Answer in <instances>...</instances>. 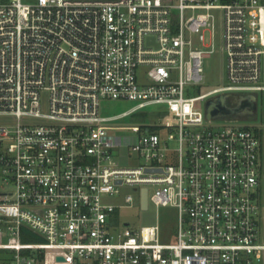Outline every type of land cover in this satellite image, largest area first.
<instances>
[{
    "label": "built area",
    "instance_id": "built-area-1",
    "mask_svg": "<svg viewBox=\"0 0 264 264\" xmlns=\"http://www.w3.org/2000/svg\"><path fill=\"white\" fill-rule=\"evenodd\" d=\"M217 21L227 82L192 94ZM230 93H264V0H0V264H264V124L206 114ZM143 189L176 242L116 216Z\"/></svg>",
    "mask_w": 264,
    "mask_h": 264
},
{
    "label": "rangeland",
    "instance_id": "rangeland-1",
    "mask_svg": "<svg viewBox=\"0 0 264 264\" xmlns=\"http://www.w3.org/2000/svg\"><path fill=\"white\" fill-rule=\"evenodd\" d=\"M27 3H32L35 0H23ZM219 22H216L217 37L215 41V51L209 56L203 59L204 68V82L199 86H193L191 89L192 94H198L199 92H206L214 88L220 87L226 84V70H225V56L220 50L219 41ZM239 99V93H230L227 97V103L229 105L234 104ZM259 109L254 116H233L230 119L235 120L232 122L234 125H252L255 123L264 124V93H258ZM131 106L128 102L118 101H103L101 105V111L105 115H114L121 113ZM139 115V114H138ZM142 117L133 118L132 121L137 123L141 121ZM224 120V119H223ZM125 122H128L127 120ZM119 135H131V130H118ZM171 146L178 148V142L172 141ZM11 185L5 182L3 174L0 169V192H10ZM123 194L132 193L135 195L133 189L129 186L122 187ZM150 194L153 192V188H149ZM1 198V197H0ZM113 200V199H111ZM178 210L173 207H159L157 208L152 202H150L148 209L142 210L137 201L131 206H125L118 208L116 216L121 220H127L132 227L139 228L140 226L152 225L157 221L160 225L161 241L170 243L176 242L178 231Z\"/></svg>",
    "mask_w": 264,
    "mask_h": 264
},
{
    "label": "water",
    "instance_id": "water-1",
    "mask_svg": "<svg viewBox=\"0 0 264 264\" xmlns=\"http://www.w3.org/2000/svg\"><path fill=\"white\" fill-rule=\"evenodd\" d=\"M252 97V99H255V94H243L239 95V99L241 97ZM227 97L228 95L221 94L218 95L217 97L210 99L207 104H206V114L207 117L210 119H222V118H231L237 114L239 109L232 108L229 106L227 103ZM248 116H254L253 112L248 113ZM141 207L142 209H147L148 208V200H147V189L142 190V196H141Z\"/></svg>",
    "mask_w": 264,
    "mask_h": 264
},
{
    "label": "flooded vegetation",
    "instance_id": "flooded-vegetation-1",
    "mask_svg": "<svg viewBox=\"0 0 264 264\" xmlns=\"http://www.w3.org/2000/svg\"><path fill=\"white\" fill-rule=\"evenodd\" d=\"M232 108H237L239 111L235 116H248V113L253 112L254 115L257 114L259 109L258 96H255L253 100L252 97H241L236 103L229 105Z\"/></svg>",
    "mask_w": 264,
    "mask_h": 264
}]
</instances>
